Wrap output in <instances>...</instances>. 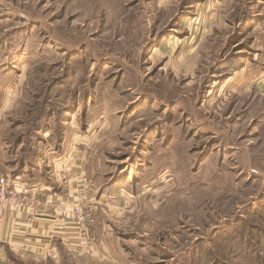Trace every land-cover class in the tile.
Returning <instances> with one entry per match:
<instances>
[{"label":"rangeland","instance_id":"obj_1","mask_svg":"<svg viewBox=\"0 0 264 264\" xmlns=\"http://www.w3.org/2000/svg\"><path fill=\"white\" fill-rule=\"evenodd\" d=\"M71 151L99 264H264V0H0V169Z\"/></svg>","mask_w":264,"mask_h":264},{"label":"crops","instance_id":"obj_2","mask_svg":"<svg viewBox=\"0 0 264 264\" xmlns=\"http://www.w3.org/2000/svg\"><path fill=\"white\" fill-rule=\"evenodd\" d=\"M67 162L60 160L53 163L67 171L68 180H62L55 171L36 167L33 172L27 170V163L13 177L21 185L42 191L41 197L49 202L42 216L32 223L21 208L9 206L4 216L3 228L0 232V252L2 264H99L106 262L108 250L100 234L97 235V224L91 230L95 238L92 248L76 247L74 234L75 225L65 219H56L54 207L62 199L70 196L81 201L84 206L96 209L102 203L103 195L89 190L85 178L86 166L79 152H70ZM17 163L12 164L14 170ZM50 165V164H49ZM11 170V171H13ZM60 179L63 181L60 182ZM47 200V199H46ZM94 214V213H93ZM95 216V215H94Z\"/></svg>","mask_w":264,"mask_h":264},{"label":"built area","instance_id":"obj_3","mask_svg":"<svg viewBox=\"0 0 264 264\" xmlns=\"http://www.w3.org/2000/svg\"><path fill=\"white\" fill-rule=\"evenodd\" d=\"M12 175L0 169V232L4 224V216L9 206L21 208L25 211L27 222L32 223L44 214L48 205V198L41 197L42 191L29 189L21 185ZM47 199V200H46ZM56 219H65L75 225L74 245L80 248H92L95 238L91 230L95 225V217L81 201L70 196L59 201L54 207ZM2 255L0 252V264Z\"/></svg>","mask_w":264,"mask_h":264},{"label":"trees","instance_id":"obj_4","mask_svg":"<svg viewBox=\"0 0 264 264\" xmlns=\"http://www.w3.org/2000/svg\"><path fill=\"white\" fill-rule=\"evenodd\" d=\"M215 264H218V263H215ZM257 264H260L259 262Z\"/></svg>","mask_w":264,"mask_h":264}]
</instances>
